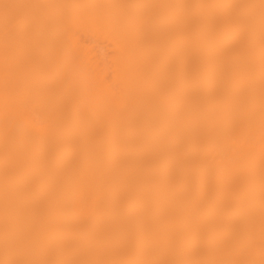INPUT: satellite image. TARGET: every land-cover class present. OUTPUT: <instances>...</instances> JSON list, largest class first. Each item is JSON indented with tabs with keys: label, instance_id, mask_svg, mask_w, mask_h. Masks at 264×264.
I'll use <instances>...</instances> for the list:
<instances>
[{
	"label": "bare ground",
	"instance_id": "obj_1",
	"mask_svg": "<svg viewBox=\"0 0 264 264\" xmlns=\"http://www.w3.org/2000/svg\"><path fill=\"white\" fill-rule=\"evenodd\" d=\"M0 264H264V0H0Z\"/></svg>",
	"mask_w": 264,
	"mask_h": 264
}]
</instances>
